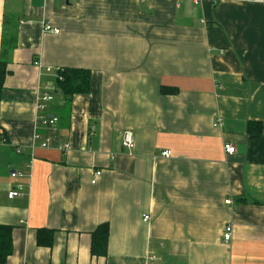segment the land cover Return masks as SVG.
Returning a JSON list of instances; mask_svg holds the SVG:
<instances>
[{"label": "crops", "instance_id": "crops-1", "mask_svg": "<svg viewBox=\"0 0 264 264\" xmlns=\"http://www.w3.org/2000/svg\"><path fill=\"white\" fill-rule=\"evenodd\" d=\"M4 62L0 225L15 227L6 264H149L150 251L156 264H264L262 0H0ZM64 68L92 72L90 94L68 106L53 93L43 113L59 118L67 153L34 142L53 134L37 102ZM32 156L31 178L13 179L31 173ZM18 184L24 196L9 199ZM104 224L101 257L92 241ZM39 230L54 232L51 246Z\"/></svg>", "mask_w": 264, "mask_h": 264}, {"label": "trees", "instance_id": "trees-1", "mask_svg": "<svg viewBox=\"0 0 264 264\" xmlns=\"http://www.w3.org/2000/svg\"><path fill=\"white\" fill-rule=\"evenodd\" d=\"M6 64L0 65V91L6 77ZM59 75V77H58ZM92 91V72L85 68H64L57 72L54 94H60L68 106L76 96H85ZM176 92V89L171 91ZM256 126L262 129V124L249 123V132H254ZM14 228L13 226L0 225V264H6L14 252ZM54 232L39 230L38 244L40 246H51ZM109 240V226L101 225L93 234L92 253L96 256H106Z\"/></svg>", "mask_w": 264, "mask_h": 264}, {"label": "built area", "instance_id": "built-area-1", "mask_svg": "<svg viewBox=\"0 0 264 264\" xmlns=\"http://www.w3.org/2000/svg\"><path fill=\"white\" fill-rule=\"evenodd\" d=\"M264 2V0H262ZM42 30L44 33H51L54 35H59L61 31L59 29L53 28L51 25L48 24H42ZM35 65L37 67H41V64L39 61L35 62ZM47 72H51V68H47ZM57 77V74H56ZM59 77V75H58ZM55 90V84L54 85H48L44 88V91H42L38 96V102H37V112H38V123L48 126L52 129L53 134L49 136L43 137L42 134L39 132H36L34 136V142L35 144L39 145L41 149L49 150V149H58L62 153H67L70 149V145L67 143H60L58 139L55 137V133L57 132L58 126H59V118L57 116L53 115H44L43 113L47 111L49 108L50 103L54 99L53 92ZM1 144H8V141L6 139H3L0 141ZM123 148L127 151L132 152L134 150L135 146V137L134 134L131 131H125L123 134ZM35 147H33V150ZM225 153L227 155H234L236 154V147L232 144H226L224 147ZM35 151V150H34ZM17 153H21V151L18 149ZM171 156V153L169 151L163 152L162 157L168 158ZM33 162L34 157L32 156V161L30 165L28 166L29 171L31 172L29 175L24 174L22 172L14 171L11 173V177L13 179H21V178H31L32 171H33ZM102 175L101 171H95L94 178L92 181V184H96L99 177ZM24 196V186L22 184H18L8 193L9 199H14L16 197H23ZM227 204H232L231 200L226 201ZM150 220L149 216H144V222H148ZM231 227H227L224 233V240L225 242H229L232 238L231 235ZM161 258L159 256H156L154 254V251H150L149 255V264H156L157 261H160Z\"/></svg>", "mask_w": 264, "mask_h": 264}]
</instances>
